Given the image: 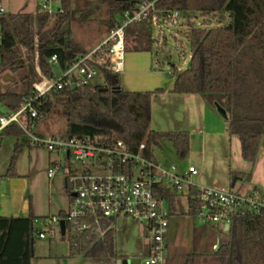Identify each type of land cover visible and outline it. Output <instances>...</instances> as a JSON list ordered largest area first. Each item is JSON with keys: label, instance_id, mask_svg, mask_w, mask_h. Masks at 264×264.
Here are the masks:
<instances>
[{"label": "trees", "instance_id": "trees-1", "mask_svg": "<svg viewBox=\"0 0 264 264\" xmlns=\"http://www.w3.org/2000/svg\"><path fill=\"white\" fill-rule=\"evenodd\" d=\"M143 1L97 0L77 10L72 7V0H61L60 9L54 15L44 11L33 15L25 9L0 14V108L14 110L25 99L33 97L34 83L41 76H54V64L50 62L53 55L57 56L58 66L64 69L77 55L88 52L73 37L72 23L94 20L105 5L108 16L102 21L110 32L115 27L116 15L138 9ZM155 5L163 15L177 10L181 16L191 17L183 33L192 54L188 68L172 70V92L200 94L212 104L224 107L228 113L229 135L239 137L243 159L255 162L264 144V0H157ZM192 13L200 14L203 21L208 22L196 25ZM215 16L219 17L218 23L212 26L209 18ZM153 32L151 18L129 24L126 50L151 51ZM129 42L131 47H128ZM249 52L255 54L252 65L244 68ZM97 67L104 75V85H66L53 90L41 98L40 110L44 116L55 102L63 99L68 137L105 135L124 140L133 150L145 143V153L151 157L152 146L168 139L178 157L188 156V131L150 128L151 102L164 92L162 88L128 91L121 86L120 74L100 65ZM7 69L18 70L19 79L13 83L4 82ZM1 134L17 140L5 174L11 177L15 175L16 160L23 144L29 143L18 125L6 127ZM233 175V180H248L249 177L240 173ZM197 197V190L190 188L187 214H197ZM34 219L31 214L27 217L0 215V264H31L38 232ZM258 231L264 236V210L260 214L234 218L216 250L210 253L189 251L182 264H253V249L248 243L256 244ZM115 240V230L109 228L100 237L90 232L78 235L76 246L86 257L117 260L120 255L116 252Z\"/></svg>", "mask_w": 264, "mask_h": 264}, {"label": "built area", "instance_id": "built-area-1", "mask_svg": "<svg viewBox=\"0 0 264 264\" xmlns=\"http://www.w3.org/2000/svg\"><path fill=\"white\" fill-rule=\"evenodd\" d=\"M53 2L56 7L53 8ZM157 0H144L133 11L116 15L115 27L95 48L77 55L67 67L60 68L62 76H41L33 85V97L23 101L19 108L3 111L0 108V134L10 125H18L25 133L30 147L57 153L63 162L74 159L81 163L78 170H67L66 183L71 201L68 209L59 215L45 218L38 232L46 238L56 225L61 231L63 220L67 230L78 235L90 232L102 236L114 228L118 217H128L143 223L148 231L146 253L142 264L167 263L168 212L164 206L165 193L198 192L197 215L204 224L228 226L234 218L260 214L264 210V190L241 180L237 188L224 189L217 186L195 184L193 178L199 174L195 165L184 170L177 166L163 167L155 158L145 153L141 143L133 150L124 140L105 135L68 137L41 135L34 129L35 123L44 118L40 110L41 98L66 85L83 87L100 72L97 66L121 74L125 69L126 27L134 22L151 18L153 26H177L181 13L174 10L167 15L156 9ZM61 0H43L40 11L54 15L60 9ZM5 8L0 1V14ZM1 44V34H0ZM58 65L57 56L50 59ZM62 170L61 163L49 170V176ZM236 184V183H235ZM1 203V199H0Z\"/></svg>", "mask_w": 264, "mask_h": 264}, {"label": "rangeland", "instance_id": "rangeland-1", "mask_svg": "<svg viewBox=\"0 0 264 264\" xmlns=\"http://www.w3.org/2000/svg\"><path fill=\"white\" fill-rule=\"evenodd\" d=\"M42 1L4 0L3 7L6 13H16L25 9V11L35 15L40 11ZM90 3H97V0H72V7L82 10ZM55 7L56 3L53 2V8ZM192 14L196 25L208 22L203 21L204 18L200 14ZM107 16V7L102 5L94 20L85 23H72L71 27L75 40L85 48H90L99 43L107 35L108 27L102 21ZM218 18V16L209 18L212 26L218 23ZM180 19L188 22L191 17L182 14ZM51 24H54V21ZM186 27V24L169 26L168 28L155 26L152 50L141 54L147 58L152 68L165 76H171L174 68L179 71L188 68L192 52L189 41L183 33ZM128 47H131L130 42ZM126 51L135 52L132 49H127ZM254 55L250 52L247 54L243 64L244 68L251 67ZM53 70L56 79H59L62 76L60 67L54 65ZM5 74L4 82L13 83L19 79L18 70L7 69ZM91 83L104 85L103 73H97L91 79ZM160 96L152 100L150 128L156 131H176L178 124H174L173 118L175 106L172 105V102L169 104L166 100L160 101ZM62 100L55 102L51 111L42 120L40 119L42 124L57 135L66 132V117L64 107L61 104ZM176 107L180 108L179 105ZM175 112L178 113V111ZM221 118L222 122H227V119ZM206 138V134L194 133L190 152L183 159L178 157L173 143L168 139H162L159 144L153 145L152 154L160 165L167 168L172 165L183 168L189 163H194L200 171V177L221 183L210 185L228 189L232 185L234 176L230 175L229 168L235 171L240 167V164L248 165L251 162L243 159L241 141L238 136H230L227 127L224 126L222 128L221 136H214L209 140ZM203 145L205 146L204 152ZM9 151V147L5 146L1 153L2 156L6 155L8 157ZM262 154L264 155V149ZM60 157L57 153L23 144L16 160L15 169L17 175L11 176L16 181L14 183L11 182V179H9L11 177L5 175V170L0 172V199H7L11 194L14 197H22L24 204L30 210L29 214L34 215V227L38 232L42 228L45 218L59 215L60 209L68 206V192L70 193V189L64 185L63 170H57L54 175L49 176V170L55 168L54 163ZM61 163L62 165L65 164L66 170H78L81 167V163L74 159L66 163L62 161ZM262 175L264 177V174ZM240 181H236L235 189L241 183ZM169 204L174 209L173 211L181 213L188 209V198L183 194L174 195L171 197ZM166 210L169 211L170 208H166ZM176 216L179 217V214ZM177 221L179 223L175 224L176 226L173 228L174 244L172 245L174 250L181 255H179L178 262L175 264H182L187 251L184 247L192 240L193 226H204L205 224L197 214H187L185 218ZM114 230L116 252L120 255L117 260L112 257H86L83 252L77 250L76 234L72 230H67L66 234H62L58 227L54 225L53 232L47 233L46 238H39L38 232L36 233L34 256L31 259V264H119V261H121V264H142L148 248L146 237L149 234L145 225L132 218L118 217L114 221ZM255 238L256 243H259V245L255 249L254 257L257 259L253 261V264H264V236L258 231Z\"/></svg>", "mask_w": 264, "mask_h": 264}, {"label": "crops", "instance_id": "crops-1", "mask_svg": "<svg viewBox=\"0 0 264 264\" xmlns=\"http://www.w3.org/2000/svg\"><path fill=\"white\" fill-rule=\"evenodd\" d=\"M2 5L4 0H0ZM187 25V21H179L178 25ZM179 28V27H178ZM177 28V29H178ZM107 31V35H108ZM107 35L96 45L86 48L87 51L92 50L96 46H98L106 37ZM134 51V50H133ZM143 52L149 51H135L131 53V51H126V58H125V69L120 74L121 76V86L123 89L128 91H152L157 88H162L164 92L160 96V101L166 100L169 104L172 102V105L175 106V110L173 113L174 124H178L177 130H186L190 133V147H192V137L194 133L199 132L203 135H207L206 139H211V137L221 136L222 135V128L225 126L227 127V122H222V116H220L219 112H217L215 104L209 102L204 96L200 94H177L173 93L172 89L174 87V77L165 76L164 74L156 71V69L152 68L147 61L145 56L141 54ZM129 54V57H128ZM131 55V56H130ZM156 98V97H154ZM153 98V99H154ZM152 99V100H153ZM179 105L180 108L178 109L176 106ZM152 106V102H151ZM175 111H178L176 113ZM42 120V119H41ZM41 120L37 121L34 125V129L37 133L41 135H57L54 131L48 129L44 124L41 123ZM60 136H66V132L62 133ZM204 139V138H203ZM17 140L15 137L11 135H2L0 134V172L7 171L8 166L10 164V158L13 154V150L15 147ZM205 142V140H204ZM28 145V144H27ZM9 147V155L2 156V151L4 147ZM205 146L203 145V152ZM264 149V144H262L259 148V152L257 155V159L255 162L250 164H240V167L233 171V169L229 168L230 175L232 176L235 172L240 174H245L248 177L247 182L251 186H256L264 190V155L262 151ZM262 150V151H261ZM59 155V154H58ZM62 162V158L57 160L54 164H58ZM188 165H194V163H189ZM63 170V181L65 187H67L66 178H67V170L65 164L62 165ZM187 166L183 168H179L180 170H184ZM196 166V165H195ZM228 170V171H229ZM238 170V171H237ZM200 174V171H199ZM199 174L193 178L195 184L198 185H209L210 184H221L215 180H210L208 178L200 177ZM15 175L16 169H15ZM261 178V179H260ZM11 182H15V178H9ZM243 180V179H242ZM217 186V185H213ZM219 187V186H217ZM63 192H65L63 190ZM69 202L68 206L64 209H60V212H65L71 201V193H69ZM183 194L186 195L188 198L187 192L183 193H175V192H167L165 194L164 205L165 208L170 210L168 212V220H169V227L167 233V263L168 264H175L178 262L179 255L178 251H175L173 248L174 239H173V228L174 226L179 223L177 220L181 218H185L187 215V211L189 209V201H188V209L186 211H182L181 213H176L173 211L170 199L174 195ZM29 208L24 204V201L19 197H14L12 194L9 198L1 200L0 203V215L3 216H13V217H27L29 216ZM179 214V217L176 216ZM34 216L33 214H31ZM176 224V225H175ZM195 224V223H194ZM206 225V224H205ZM193 226L192 230V240L186 245V253L189 251L193 252H201V253H210L213 252L218 248L222 240L225 238L224 231H227L230 227H222L221 226H213V225H206V226ZM198 236V237H197ZM146 245H147V237H146ZM255 245V246H254ZM252 244V242L248 243V246L253 249V260L256 261L254 257L255 249L259 245L258 243ZM148 246V245H147ZM148 252V248L146 253ZM181 256V255H180ZM258 257V256H257Z\"/></svg>", "mask_w": 264, "mask_h": 264}, {"label": "water", "instance_id": "water-1", "mask_svg": "<svg viewBox=\"0 0 264 264\" xmlns=\"http://www.w3.org/2000/svg\"><path fill=\"white\" fill-rule=\"evenodd\" d=\"M215 106L217 107V110H218L219 114L222 117H224L225 119H228V113L225 110V108L222 107L219 103H215ZM237 180H239V179L238 178H234V180L232 181V185L231 186H234ZM226 227H228V226H226ZM60 228H61V233L65 234L66 225H65V222L63 220L60 221ZM119 264H121V261H119Z\"/></svg>", "mask_w": 264, "mask_h": 264}]
</instances>
